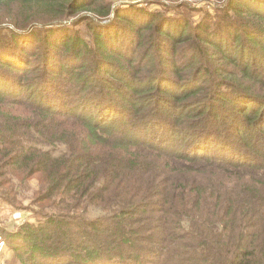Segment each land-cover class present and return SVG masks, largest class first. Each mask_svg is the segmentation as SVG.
<instances>
[{"label": "trees", "instance_id": "trees-1", "mask_svg": "<svg viewBox=\"0 0 264 264\" xmlns=\"http://www.w3.org/2000/svg\"><path fill=\"white\" fill-rule=\"evenodd\" d=\"M114 1L0 0L8 263L264 264V0Z\"/></svg>", "mask_w": 264, "mask_h": 264}, {"label": "rangeland", "instance_id": "rangeland-1", "mask_svg": "<svg viewBox=\"0 0 264 264\" xmlns=\"http://www.w3.org/2000/svg\"><path fill=\"white\" fill-rule=\"evenodd\" d=\"M106 1V0H105ZM245 1V0H243ZM150 0H115V7L121 8L123 10H128L129 8H134L131 11V15L137 16L139 18H146L144 15V10L154 11L157 8L156 5L150 4ZM73 31H76L79 36L84 39H88V32L84 24L72 27ZM257 134V132H253ZM262 140L259 142H254V145L260 143L264 146V136H261ZM264 151V150H263ZM255 158V156H253ZM40 180L37 177L29 179L27 182V187L23 184L20 186L17 204L11 205L8 202H3L0 199V264H9L11 255V249L6 241L5 233L9 231H18V229L31 220L34 221L33 211L35 207L33 206V201L35 195L39 190Z\"/></svg>", "mask_w": 264, "mask_h": 264}]
</instances>
